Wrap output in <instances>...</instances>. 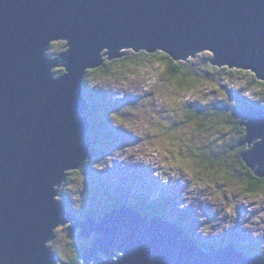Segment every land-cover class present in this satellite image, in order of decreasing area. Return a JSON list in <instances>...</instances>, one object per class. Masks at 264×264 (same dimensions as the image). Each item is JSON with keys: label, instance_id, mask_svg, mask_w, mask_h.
<instances>
[{"label": "water", "instance_id": "1", "mask_svg": "<svg viewBox=\"0 0 264 264\" xmlns=\"http://www.w3.org/2000/svg\"><path fill=\"white\" fill-rule=\"evenodd\" d=\"M59 38L70 40L53 57ZM104 48L108 59L130 49L162 50L177 60L209 51L212 64L264 80V0H0V257L15 250L17 264L57 258L42 242L57 222L74 217L54 196L90 153L81 76L101 66ZM57 66L65 69L60 78ZM233 114L247 131L237 146L251 145L241 157L264 177V109ZM77 226L82 238L95 234L82 246V264H113L117 249L125 253L118 264H264L263 254L234 245L202 249L178 223L129 205L68 229Z\"/></svg>", "mask_w": 264, "mask_h": 264}, {"label": "rangeland", "instance_id": "2", "mask_svg": "<svg viewBox=\"0 0 264 264\" xmlns=\"http://www.w3.org/2000/svg\"><path fill=\"white\" fill-rule=\"evenodd\" d=\"M65 44L64 40L54 42L50 47V55L57 56ZM130 52L131 50L129 55H132ZM203 53L206 55L208 51ZM104 57L107 58L108 55ZM139 58L149 59L154 64L160 60L159 56ZM147 67L145 65L141 68L117 69L112 77L103 79L104 88L110 93L109 101H112V97L120 99V107L116 112L123 114L125 121V118H129L125 124L117 119L113 120L117 121L115 124L119 126V137L122 141L110 148L108 150L110 153L102 161L101 166L94 169L91 167V172L88 169L85 173L81 172L82 170H70L58 201L63 202L69 210L73 202L69 197L64 199V196L70 191L71 198L83 185V178L89 175V180L94 182L93 191L88 190L87 193L85 190L83 211L70 217L72 220H77V216L79 219L87 216V209H92L88 206H93V202L95 207L93 211L97 213L92 215L94 218H98V213L107 209L108 205L101 208L99 201H95L94 187L96 183L99 185L102 183L111 185L116 196L126 201L130 200L132 193L140 189L149 197L163 196L164 202H171L169 211L172 217L182 215L185 221L195 226L196 233L203 239H239L246 244H264V188L255 193L247 190L248 180L243 177L238 154L242 148H247L248 144L242 148L227 147L229 140L237 131L234 124L225 122L216 132H209V136L214 135L215 147H219L218 150L224 153L221 156L217 155L213 165L200 162L201 169L211 172L207 175L209 177L195 175L190 159L195 161L202 156H208L211 148L206 149L203 154L198 152L185 154L181 151L182 147L201 145L207 140V135L196 134L201 137L195 138L192 134L202 119L194 118V113L204 112L207 117L214 114L217 118L225 119L227 115L224 116L222 105L214 101L225 100L231 107H235L233 104L239 107L246 103L249 94L254 101L264 104L263 86L249 87L251 92H247L245 87L248 79L246 75L243 77L244 74L234 75L233 81H227L223 75L216 78L209 76L204 80L200 75L192 73L188 78L195 79L197 83L194 91L187 94L185 91L178 92L173 85H169L170 81H163L159 74L154 78L160 71L157 65L153 69ZM58 70L63 69L57 66L55 71ZM62 73L63 71L56 72V75ZM93 80L90 76V81ZM229 90L237 92L230 94ZM196 99L201 102L200 105L189 108L188 103ZM116 126L114 127L117 128ZM234 138L236 140L238 137ZM249 146L251 148V145ZM87 200L89 204L86 203ZM139 201L143 204L142 199ZM167 206V203L159 202L161 210L165 211ZM226 224L230 229L218 233L217 229L223 228ZM69 226L73 225L66 223L59 226L52 242V247L60 257V264H73L71 261L76 256L75 250L81 246H88L91 238H81L84 241L83 245L79 241L76 243L73 234H79L81 228L71 231L68 229ZM214 233L217 236H213ZM253 233L259 235L254 236ZM58 256L54 264H57Z\"/></svg>", "mask_w": 264, "mask_h": 264}, {"label": "trees", "instance_id": "3", "mask_svg": "<svg viewBox=\"0 0 264 264\" xmlns=\"http://www.w3.org/2000/svg\"><path fill=\"white\" fill-rule=\"evenodd\" d=\"M66 45V44H65ZM64 46L61 47V51L64 50ZM58 50V49H57ZM131 50V54L129 55V51ZM127 50L126 55L123 57H117L114 60H108V58H103V63L100 67L90 69L86 73L87 75V83L92 84L93 87L90 89H87L84 87V94L87 97L89 101V106L87 109L86 114H88L90 121H91V130L89 132L91 138H92V146L90 149V153L88 157H91L88 161L89 165L87 166L88 171H92L91 165L94 163L99 164L101 161H104V159L109 155L110 151H108L110 148L118 145L121 143L122 139L119 137V126H116L117 121H113L114 119H117L120 121V123H126L129 118H125L126 121L123 118V114H119L116 112L118 108L120 107V99L112 97V101L110 99V93L105 90L104 88V78L112 77L113 73L117 69L126 68L129 69L131 67L134 68H141L145 67L147 65V69L150 68H156V65L160 69V71L157 73V75L154 76V78H157L158 74L162 77L163 81H170L169 85H173L178 92L185 91L187 94H190L194 91V86L197 83L195 79L188 78V75L194 73L196 76L197 74L200 75L204 80L207 79V77L216 78V76L223 75L226 77L227 81L232 80V76L239 75L243 77L247 76V85L246 89L247 92H251L249 87H257L258 85H262V90L264 93V81L259 79L252 71L250 70H244L240 68H230L229 66H218L212 64V54L211 55H205L203 52H198L195 56H190L187 59H176L172 55L160 50L156 53H149L145 50L141 51H132V49ZM59 51V52H61ZM205 52V51H204ZM203 53V54H201ZM140 56H159L160 60L158 59L155 64L151 63L149 59H143L139 58ZM158 58V57H157ZM120 61V62H119ZM119 63L122 65L120 66ZM113 65H116L115 67ZM61 72L65 71L64 68H62ZM152 75V73H150ZM90 76L93 77V81H90ZM153 76V75H152ZM203 80V81H204ZM233 81V80H232ZM189 82V83H188ZM187 83V84H186ZM230 94L236 93L237 91L229 90ZM241 93V92H240ZM114 100V101H113ZM138 100V99H137ZM141 101V100H140ZM142 102V101H141ZM238 102V101H237ZM201 102H198V99L195 101H192L191 103H188L189 108L198 107ZM214 103L221 104L222 111L225 112L224 116L227 115L225 119L217 118L215 115H211V117H207V114L204 112H197L194 113V118H202L199 121V125L195 126L193 133V136L201 137L200 135H207V140L202 143L201 145H191L182 147L181 151L185 154L187 153H193L198 152L202 153L205 152L206 149L209 150L211 148V153L209 151L208 156H202L199 160L193 161L190 159V161L193 164V169L195 170V175L197 176H203V177H209L207 175L211 174L210 171H204L200 168V162L201 163H210V165H213L215 163V160H217V155L221 156L224 155L223 152H221L219 147H215L214 145V135L209 136V132L213 131L216 132L219 128L223 127V123L227 122L229 124H234V126L237 128V131L234 136H237L238 138L235 140L234 136L229 140L228 148L232 149L237 144L239 145V142H243V140L246 137L247 131L245 126L241 125L240 118H236L233 114L234 108L239 109H247L248 107L253 108H259L264 109V104L258 103L253 100V98L249 95H247L246 103L242 106H237V104H233L235 107H231V105H228L225 100H215ZM214 116V117H213ZM116 126L117 128H115ZM208 133V134H207ZM200 134V135H196ZM213 139V141H212ZM204 147V148H201ZM229 149L227 153L229 154ZM247 149V148H245ZM187 158V157H185ZM244 166L247 167L246 163L244 162L243 158H241ZM250 169V168H249ZM81 172H84V169H77ZM226 173V172H223ZM243 177L248 178L249 182L247 183V186L249 188L253 189H260L263 187L264 177H259L255 175V173L250 169V173L245 172L242 170ZM229 176V175H227ZM259 180V181H258ZM83 186H85V190L88 193V190L93 191V181L89 180V175L85 178H83ZM142 190V189H140ZM140 190H137L136 192L132 193V195L129 197L130 200H124L119 199L116 194L114 193V189H112L111 185H100L96 183V186L94 187V192L96 193L95 201H99L101 208H104L103 206H106L107 209L98 215L103 214L106 211H109L113 208L120 207L122 205H129L136 207L139 211H141L144 214H160L165 219H168L169 221H172L174 223H178L181 225L187 232L190 233V235L193 237V234L195 231L192 229V226L185 221L184 217L182 215H177L176 217H172V213L169 211V207L171 206V202H164L163 196L157 195L158 197H149L145 195L146 193L141 192ZM70 191L67 193V195L64 196V199L69 197L70 201L71 198L69 196ZM139 199H142V203L139 201ZM72 202V201H71ZM159 202L167 203V208L165 211L161 210L159 207ZM87 204H89V201H86ZM92 206V205H91ZM88 206L89 208H92L91 210L87 209V216L84 215V217H90L94 214V202L93 206ZM87 207V208H88ZM100 208V209H101ZM189 224V225H188ZM196 242L200 245L202 249H211L218 246H227V245H234L238 249L245 251L246 253L253 255L255 254V249L257 248V243H251L246 244L243 242H240L239 239H227L222 240L218 238V240H210V239H198L196 238ZM224 243H228L225 245H222ZM82 252L80 254V260L78 264L82 263Z\"/></svg>", "mask_w": 264, "mask_h": 264}, {"label": "clouds", "instance_id": "4", "mask_svg": "<svg viewBox=\"0 0 264 264\" xmlns=\"http://www.w3.org/2000/svg\"><path fill=\"white\" fill-rule=\"evenodd\" d=\"M59 39H64L65 42L67 43L68 38H59ZM68 47L71 48V43L68 44ZM49 48V47H48ZM108 48H104L103 49V52L101 53L102 55V60H103V56L106 52H108ZM50 52V51H49ZM201 52H204V51H201ZM60 53V52H59ZM68 53V52H67ZM203 54V53H201ZM212 53L208 51L207 55H211ZM46 55H48V49L46 50ZM104 61V60H103ZM65 63H67V61H65ZM86 69L87 67L84 69L83 73H82V76H81V82H82V85L84 87H86L87 89H90L93 87L92 84H89L87 83V75H86ZM245 70V69H244ZM53 72H55V70L53 69ZM254 73V72H253ZM255 74V73H254ZM57 78H60L57 76ZM264 81V80H263ZM239 109V108H237ZM241 110H244V109H241ZM238 117V116H237ZM240 118V121H241V117ZM78 142V137L77 136H73L72 137V143L75 144ZM248 143H245L244 145H241V146H236L237 148H240V147H244L245 145H247ZM245 149V148H243ZM250 149V146L247 147L246 150H244L242 153L248 151ZM91 157H86L85 160H84V163L79 166V167H73V168H82L85 170V172L87 171V166L89 165L88 161ZM242 158V157H241ZM102 164V161L100 162V164H97V163H94L93 162V165H91V167L94 169L95 167H99L101 166ZM62 183V181L59 183V184H56V185H53V188L55 191H58V185H60ZM85 192V186L81 185L80 186V189L79 191H76L72 196H71V201L73 203H71L70 205V208H69V212L72 214V215H77L78 213H81L83 211V203H84V196H83V193ZM60 199V195H55L54 196V200L55 201H58ZM122 206H125V205H122ZM118 208V207H117ZM144 214V213H143ZM91 217V216H90ZM99 217V216H98ZM88 218V217H87ZM77 219L78 220H82V219H86V217H83L82 219H79V216H77ZM168 220V219H167ZM74 222V221H73ZM62 222H57L55 224L54 227L51 228V239H46L44 240L42 243H43V247L46 248V249H50L53 253H55L57 256V252L55 251V249L52 247V242H53V237H54V233L58 230L57 229V225L60 224ZM181 226V225H180ZM192 226V229L195 231V233L193 234V238L196 240V238L198 239H203L201 236H198V233H196L197 231L195 230V226L194 225H191ZM225 229H230V226L229 225H224L223 228L221 229H217V232L218 233H222ZM199 232L201 233V230H199ZM188 234L190 235V233L188 232ZM204 235L206 236L207 233L205 232ZM254 236H258L259 234L257 233H253ZM75 240H76V243L79 241L81 243V245H83L84 241L79 237V234L76 233V234H73ZM191 236V235H190ZM213 236H217L216 233L213 234ZM192 237V236H191ZM95 238V234H93V237H91L88 241V243L90 244L92 242V239ZM197 243V242H196ZM198 244V243H197ZM199 245V244H198ZM200 246V245H199ZM261 248V251H264V244H262L260 246ZM213 249V248H211ZM211 249H208V250H211ZM207 250V249H206ZM116 251V255H114L112 257V260H113V264H118V262L120 261V259L122 257H124L125 253L123 251H120L119 249L115 250ZM59 257V256H58ZM9 258H11L12 260V264H17V260L19 259V253L15 250H6L5 254L3 257H0V264H7ZM35 257L34 256H28L25 264H33V261H34ZM106 259V258H105ZM57 264H60V257H59V260L57 261ZM82 264V263H81Z\"/></svg>", "mask_w": 264, "mask_h": 264}, {"label": "flooded vegetation", "instance_id": "5", "mask_svg": "<svg viewBox=\"0 0 264 264\" xmlns=\"http://www.w3.org/2000/svg\"><path fill=\"white\" fill-rule=\"evenodd\" d=\"M241 148H242V147H241ZM232 149H234V148H232ZM244 150H246V149H243V148H242V150L239 151V154H238V158L240 159L239 163H240L241 168H243L242 170H244V173H245V172H247V173L249 172V173H250V169H249V168H246V167L244 166L242 160H241V155H242V152H243ZM221 175H223V174H221ZM223 176H224V175H223ZM226 178H227V177H226ZM247 180H248V182H249V179H248V178H247ZM258 181H259V180H258ZM244 184H245V183H244ZM262 184H263V187H261L260 189H253V188H249V187L247 186V190L250 191V192H254V193H255V192H259V191H261V190L264 188V182H263ZM79 237H80V235H79ZM80 238H82V237H80ZM225 244H228V243H224V244H222V245H225ZM260 246H261V245H258L254 252H255V254H263V255H264V251H261ZM215 248H216V247H215ZM81 252H82V246H81L80 248H78V249L75 250V255H76V256H75L74 259H72L71 263H73V264H78V263H79Z\"/></svg>", "mask_w": 264, "mask_h": 264}, {"label": "bare ground", "instance_id": "6", "mask_svg": "<svg viewBox=\"0 0 264 264\" xmlns=\"http://www.w3.org/2000/svg\"><path fill=\"white\" fill-rule=\"evenodd\" d=\"M65 221H66V223H68V224H72V225H73L74 222L77 221V220H72V219H70V218H65ZM73 221H74V222H73ZM170 222H171V223H174V222H172V221H169V223H170ZM78 227L81 228V226H77V228H78ZM81 229H82V228H81ZM200 248H201V247H200Z\"/></svg>", "mask_w": 264, "mask_h": 264}, {"label": "snow or ice", "instance_id": "7", "mask_svg": "<svg viewBox=\"0 0 264 264\" xmlns=\"http://www.w3.org/2000/svg\"><path fill=\"white\" fill-rule=\"evenodd\" d=\"M181 167H183V165H181Z\"/></svg>", "mask_w": 264, "mask_h": 264}]
</instances>
